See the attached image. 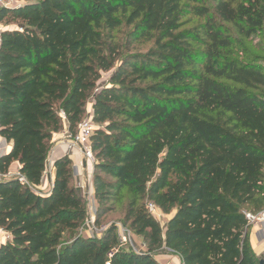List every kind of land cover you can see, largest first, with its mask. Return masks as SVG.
I'll use <instances>...</instances> for the list:
<instances>
[{
	"label": "trees",
	"instance_id": "16d2710c",
	"mask_svg": "<svg viewBox=\"0 0 264 264\" xmlns=\"http://www.w3.org/2000/svg\"><path fill=\"white\" fill-rule=\"evenodd\" d=\"M7 17L19 24L1 31L0 137L11 147L0 156V264H161L163 246L182 264H258L246 213L264 207V66L242 40L264 30V0H25L0 7ZM121 26L152 46L121 52ZM89 103L94 226L126 191L143 252L117 247L114 227L83 236L88 205L67 156L50 192L37 190L52 135L75 134ZM146 201L175 207L164 227Z\"/></svg>",
	"mask_w": 264,
	"mask_h": 264
},
{
	"label": "rangeland",
	"instance_id": "374dc122",
	"mask_svg": "<svg viewBox=\"0 0 264 264\" xmlns=\"http://www.w3.org/2000/svg\"><path fill=\"white\" fill-rule=\"evenodd\" d=\"M25 0H18V1H6L4 0V5L10 8H16L23 5ZM202 2L208 6L210 9H213L215 6V0H202ZM2 7V6H1ZM196 19L192 20V23H195ZM19 24L18 20H12L7 17L5 20L0 22V31H3L7 28H14L17 27ZM187 26H190L187 25ZM130 31V27L121 26L119 29L114 31V35L116 36L117 41L121 45V52H134V51H141L145 52L150 48L153 44L152 40H147L144 37H139L137 39H131L128 36V32ZM130 41V44L127 45V42ZM245 48L252 53L258 62L264 66V30L259 32L257 35L251 37L247 40H242ZM109 73H103L102 79L99 82L101 86L103 83L106 82ZM89 103L87 105V111L90 108ZM84 118H87V113ZM173 179V178H171ZM123 198L119 203H111L113 206V210L108 212L104 217L100 220L99 228H109L114 227L116 228L115 234L118 238V246L123 249H132L136 252H143L146 250V245L142 239V237L134 234V232L129 228L128 224L124 221V215L127 209V194L126 191H123ZM148 204V201H146ZM88 205V204H87ZM148 208L152 215L160 222V224L164 227L166 222L168 221L169 217L175 212V207L169 208V213H163L160 209L152 206V204H148ZM87 225L83 226V236H92V237H101L102 232L104 230H100L96 227L93 229L94 225V218L90 216L89 209H87ZM2 240H4L2 238ZM5 241V240H4ZM1 241V242H4ZM2 244V243H1ZM0 244V245H1ZM155 259L161 264H182L180 258L177 254L173 251L167 249L165 246L156 249L154 251Z\"/></svg>",
	"mask_w": 264,
	"mask_h": 264
},
{
	"label": "crops",
	"instance_id": "0c3cea01",
	"mask_svg": "<svg viewBox=\"0 0 264 264\" xmlns=\"http://www.w3.org/2000/svg\"><path fill=\"white\" fill-rule=\"evenodd\" d=\"M93 110L92 105L87 112V117L92 118ZM68 130L66 125L64 129L52 135L50 144L51 148L46 161V168L43 173L41 184L37 187L38 191L42 193L50 192L54 181V161L67 156L71 161L73 185L76 190L85 197L88 204L90 216L95 217L97 202L94 194L93 184V170L94 164L85 162L80 149L76 145H72L66 138ZM11 144L4 138L0 137V156L10 150ZM19 163L13 162L9 167V176H20ZM262 215V219L258 222L251 224L248 229V243L255 254L257 260L264 258V207L258 212ZM89 237V236H85ZM2 238L5 240H2ZM10 238V235L4 230L0 229V244L5 243ZM4 241V242H1Z\"/></svg>",
	"mask_w": 264,
	"mask_h": 264
},
{
	"label": "built area",
	"instance_id": "2783aa9c",
	"mask_svg": "<svg viewBox=\"0 0 264 264\" xmlns=\"http://www.w3.org/2000/svg\"><path fill=\"white\" fill-rule=\"evenodd\" d=\"M4 5V0H0V7ZM0 44H1V31H0ZM96 128V125L93 123L92 118H84L77 126L76 132L73 135H70L69 132L66 134V138L70 144L78 146L82 157L85 162L94 164V155L91 148V136ZM153 206V205H152ZM246 218L249 220L250 224L258 222L262 219L260 213L254 214L251 212L246 213ZM94 226V225H93ZM93 229H96L94 227ZM100 230H105V228H99ZM106 264H109L107 262Z\"/></svg>",
	"mask_w": 264,
	"mask_h": 264
},
{
	"label": "water",
	"instance_id": "95a60500",
	"mask_svg": "<svg viewBox=\"0 0 264 264\" xmlns=\"http://www.w3.org/2000/svg\"><path fill=\"white\" fill-rule=\"evenodd\" d=\"M258 264H264V258L259 259Z\"/></svg>",
	"mask_w": 264,
	"mask_h": 264
}]
</instances>
